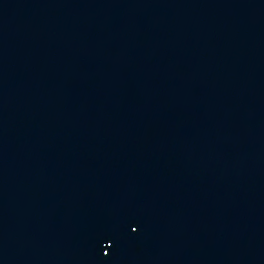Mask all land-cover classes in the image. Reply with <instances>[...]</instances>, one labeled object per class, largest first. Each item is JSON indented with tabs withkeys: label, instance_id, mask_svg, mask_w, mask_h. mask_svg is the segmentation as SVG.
<instances>
[{
	"label": "water",
	"instance_id": "water-1",
	"mask_svg": "<svg viewBox=\"0 0 264 264\" xmlns=\"http://www.w3.org/2000/svg\"><path fill=\"white\" fill-rule=\"evenodd\" d=\"M0 264H264V0H0Z\"/></svg>",
	"mask_w": 264,
	"mask_h": 264
},
{
	"label": "snow or ice",
	"instance_id": "snow-or-ice-1",
	"mask_svg": "<svg viewBox=\"0 0 264 264\" xmlns=\"http://www.w3.org/2000/svg\"><path fill=\"white\" fill-rule=\"evenodd\" d=\"M133 231H136V229H133Z\"/></svg>",
	"mask_w": 264,
	"mask_h": 264
}]
</instances>
